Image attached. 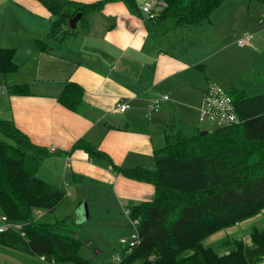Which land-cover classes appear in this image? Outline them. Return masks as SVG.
Returning <instances> with one entry per match:
<instances>
[{
    "label": "crops",
    "instance_id": "0c3cea01",
    "mask_svg": "<svg viewBox=\"0 0 264 264\" xmlns=\"http://www.w3.org/2000/svg\"><path fill=\"white\" fill-rule=\"evenodd\" d=\"M2 4L7 11L0 15V35L6 32L14 44L0 47L14 48L18 70L0 72V115L47 149L38 175L63 189V199L75 196L72 210L88 194L95 199L104 192L112 194L121 211L151 199V183L125 176L112 164L153 168L154 150L166 144L168 126L185 134L199 129L206 86L233 87L234 76L208 72L202 66L206 55L200 56L204 48L200 36L207 30L205 21L183 25L168 16L148 19L122 0H110L84 14L73 30L62 25L56 40L57 34L46 36L52 15L40 0ZM250 4L249 0L220 3L212 11L219 32H231L233 23L240 21L234 18L247 16L244 11L251 16ZM35 38L47 39L45 50L38 48ZM258 40L264 42V36ZM254 54L251 62L259 56ZM67 82L82 88L77 109L58 100ZM15 83L25 84L28 91L8 93L5 85ZM162 94L168 97L157 110H149L151 99ZM123 101L129 106L120 111L117 104ZM81 143L91 144L100 154L90 156ZM21 252L0 242V264L12 263L8 260L13 257L22 261ZM39 259L45 260L41 255Z\"/></svg>",
    "mask_w": 264,
    "mask_h": 264
},
{
    "label": "trees",
    "instance_id": "16d2710c",
    "mask_svg": "<svg viewBox=\"0 0 264 264\" xmlns=\"http://www.w3.org/2000/svg\"><path fill=\"white\" fill-rule=\"evenodd\" d=\"M40 1L51 12L48 37H54L77 11L82 12V20L110 0ZM122 1L138 10L135 0ZM164 1L166 7L155 18L168 16L177 24L191 25L207 19L223 0ZM35 43L45 50L44 40L35 38ZM13 54L14 48L0 47L1 73L18 70ZM5 90L28 91L23 83L6 84ZM229 93L236 123L193 134L168 126L166 144L154 150L153 168L112 164L115 171L154 187L151 199L128 207V218L136 220L138 241L119 250V264H260L264 260V226L252 228L246 238H233L227 251L203 243L211 232L260 212L264 220V92L248 94L232 88ZM81 97L80 85L67 82L58 100L77 109ZM80 147L90 156L100 154L91 144ZM47 155V149L32 142L11 119L0 118V209L8 220L21 223L20 229L1 232L0 242L56 264H97L79 253L82 240L75 235L82 221L76 209L55 216L64 190L38 175ZM42 212L50 219L41 221Z\"/></svg>",
    "mask_w": 264,
    "mask_h": 264
},
{
    "label": "rangeland",
    "instance_id": "374dc122",
    "mask_svg": "<svg viewBox=\"0 0 264 264\" xmlns=\"http://www.w3.org/2000/svg\"><path fill=\"white\" fill-rule=\"evenodd\" d=\"M249 1L252 3L249 6V13L251 16L244 11V15L247 16L234 18V21L237 19L240 21L233 23L231 32L222 33L219 32L221 29L216 28L217 23H215L216 20L212 17V15H214L212 11L218 5L211 11L208 18L203 20L205 22L201 21L206 23L205 27H207V30H205L204 35L200 36V46L204 44V48L201 47L203 51L200 52V56L206 55L205 62L203 61L202 66L207 69L208 72H214L215 74L222 72L227 76L228 74L230 76L232 75L234 76V82L232 83L233 87L242 88L248 94H256L257 92H264V42L258 40L260 36H264V2L259 0ZM2 2L3 0H0L1 8L3 5ZM239 7L241 10L243 9L241 5H239ZM6 11L7 9L2 8L0 15H3ZM227 19L231 20V14ZM166 21H171V19L167 18ZM8 23L11 22L9 21ZM48 28L46 36H48L51 29L50 26ZM65 28L68 30L72 29L69 28L68 24ZM244 33H252L253 38L249 44L239 46L236 39L241 37ZM220 34L222 35L220 36ZM59 36L60 35L57 33L56 40L60 38ZM195 38H198V36H195ZM11 39V36L3 32V35H0V45L13 46L12 44H14V41H11ZM39 40H44L47 45V39L39 38ZM190 43H192V41H190ZM222 45L224 46L222 47ZM254 53H257L259 56L251 62V58L255 55ZM226 89H228V91L231 90L228 87H226ZM2 117L3 116L0 115V118ZM199 122V129L197 130H213L218 127L217 124L209 120H199ZM196 128L197 127L193 129L195 130ZM90 189L95 188H89V190ZM69 190H71V187ZM88 195V199L87 197L83 199L86 201L89 211L90 218L88 220L84 219L82 204L78 207V214L82 221V224L77 229V234L80 240H82L79 253L83 258H90L97 264H117L118 259L116 257L119 250L123 248V244L120 243L119 239L121 237L128 239L132 233V229L128 226V216L118 209L117 202L114 201L112 194L104 192L100 199L90 197L92 194ZM73 197L75 196L70 195L63 199L59 206H57L58 208L55 216H66L72 213V204L70 202L73 200ZM0 215H2V212ZM38 218L41 221L50 219L49 215L45 212L40 213ZM263 226V215L262 212H260L252 218L241 220L229 227L211 232V234L203 239V243L213 247L218 252L227 251L232 247L233 238H246L252 228H261ZM88 240L89 242L87 243ZM84 243L87 244L85 245ZM21 253L24 257L22 261L13 257L8 260L12 261V263L8 264H56L48 260H40L37 254H30L24 251ZM33 255H36L38 258ZM260 264H264V260L261 261Z\"/></svg>",
    "mask_w": 264,
    "mask_h": 264
},
{
    "label": "built area",
    "instance_id": "2783aa9c",
    "mask_svg": "<svg viewBox=\"0 0 264 264\" xmlns=\"http://www.w3.org/2000/svg\"><path fill=\"white\" fill-rule=\"evenodd\" d=\"M139 12L143 13L148 19H154L156 14L166 7V2L164 0H135ZM253 38L252 33H244L241 37L236 39L239 46H245L251 42ZM168 97L167 94H162L151 99L148 109L157 110L161 101ZM129 106L128 102H119L117 104V109L124 111ZM198 119L200 121L209 120L217 124V126H227L238 121V117L235 111L234 102L232 95L229 91L220 85L209 83L204 89L202 102L199 107ZM53 151L54 147H50ZM123 213L128 216L129 209L124 208ZM136 220H130L128 218V224L131 226L132 233L128 239L121 237L119 239L120 243L127 248H131L138 241V234L135 230ZM7 228L20 229L21 223L13 222L7 219V217L2 214L0 215V233L5 231ZM117 255V259H118ZM41 258L44 256L41 255ZM119 264V263H117Z\"/></svg>",
    "mask_w": 264,
    "mask_h": 264
},
{
    "label": "water",
    "instance_id": "95a60500",
    "mask_svg": "<svg viewBox=\"0 0 264 264\" xmlns=\"http://www.w3.org/2000/svg\"><path fill=\"white\" fill-rule=\"evenodd\" d=\"M81 15H82V12L81 11H77L73 16L68 18L67 24H68L69 28H74L75 27L76 22L81 17ZM200 132L204 133V132H207V130H200ZM82 207H83L84 219L88 220L89 219V213H88V207H87L86 201H83ZM76 211H77V214H78V209ZM78 216H79V214H78ZM77 236H78V234L75 235V237H77ZM88 242H89V240L87 241V243ZM87 243H84V244L86 245Z\"/></svg>",
    "mask_w": 264,
    "mask_h": 264
}]
</instances>
